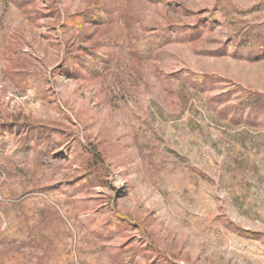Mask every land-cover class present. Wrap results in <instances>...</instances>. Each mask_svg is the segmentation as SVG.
I'll return each instance as SVG.
<instances>
[{
    "label": "rangeland",
    "instance_id": "obj_1",
    "mask_svg": "<svg viewBox=\"0 0 264 264\" xmlns=\"http://www.w3.org/2000/svg\"><path fill=\"white\" fill-rule=\"evenodd\" d=\"M0 264H264V0H0Z\"/></svg>",
    "mask_w": 264,
    "mask_h": 264
}]
</instances>
